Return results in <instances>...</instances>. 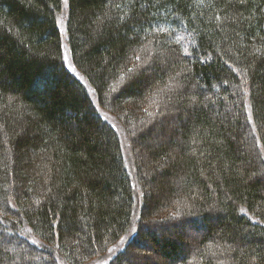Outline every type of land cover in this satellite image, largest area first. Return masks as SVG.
<instances>
[{
    "label": "trees",
    "instance_id": "1",
    "mask_svg": "<svg viewBox=\"0 0 264 264\" xmlns=\"http://www.w3.org/2000/svg\"><path fill=\"white\" fill-rule=\"evenodd\" d=\"M261 173L264 0H0V264H264Z\"/></svg>",
    "mask_w": 264,
    "mask_h": 264
},
{
    "label": "rangeland",
    "instance_id": "2",
    "mask_svg": "<svg viewBox=\"0 0 264 264\" xmlns=\"http://www.w3.org/2000/svg\"><path fill=\"white\" fill-rule=\"evenodd\" d=\"M59 25H60V28H61V31H62V33L64 34L65 33V30H64V23H63V21L61 20L60 21V23H59ZM181 40H183V41H187V38L186 37H181ZM67 48L66 47H64V52H65V56H67V61H65V63H66V65H67V67H68V69L71 71V72H73V73H75L76 74V72H75V70H74V68H73V66H72V64H71V60H70V56H69V54H68V51L66 50ZM107 117H108V115H106ZM108 119L110 120V122H112L113 124H115L116 125V122H115V120L113 119V118H111L110 116L108 117ZM126 145H127V143H126V141L124 140L123 141ZM128 146V145H127ZM125 154L128 156V157H130L129 156V151L128 150H125ZM130 169H132L133 168V164L132 163H130ZM132 172H134L133 171V169H132ZM134 174V173H133ZM136 181H134L133 182V184L134 185H136ZM138 188V187H137ZM137 191H138V189H137ZM192 235H196L195 234V232H193V231H189V237L191 236L192 237ZM193 236V237H194ZM191 239V238H190ZM124 240L125 239H122V241H121V243L119 244V248H122L124 245ZM34 258V259H37V258H39V255L37 254L36 256H29V258ZM152 258H155L156 256L155 255H152L151 256ZM62 261V260H61ZM102 263H104V261H101V264ZM61 264H63L62 262H61ZM97 264H99V262L97 263Z\"/></svg>",
    "mask_w": 264,
    "mask_h": 264
},
{
    "label": "snow or ice",
    "instance_id": "3",
    "mask_svg": "<svg viewBox=\"0 0 264 264\" xmlns=\"http://www.w3.org/2000/svg\"><path fill=\"white\" fill-rule=\"evenodd\" d=\"M65 2H67V0H65ZM137 59H139V58H137ZM64 60L67 61V56L64 57ZM128 71H129V73H133V70L132 69H128ZM150 71H151V69H144V71H143L142 74H145L146 75ZM130 79H132V77H130ZM261 175H264V173H261Z\"/></svg>",
    "mask_w": 264,
    "mask_h": 264
}]
</instances>
